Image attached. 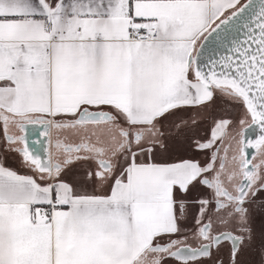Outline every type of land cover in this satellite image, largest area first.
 Returning a JSON list of instances; mask_svg holds the SVG:
<instances>
[{
    "label": "snow or ice",
    "instance_id": "snow-or-ice-1",
    "mask_svg": "<svg viewBox=\"0 0 264 264\" xmlns=\"http://www.w3.org/2000/svg\"><path fill=\"white\" fill-rule=\"evenodd\" d=\"M0 264H264V0H0Z\"/></svg>",
    "mask_w": 264,
    "mask_h": 264
}]
</instances>
